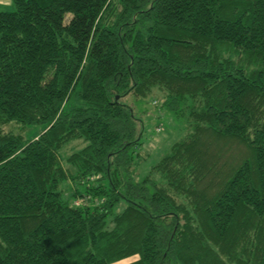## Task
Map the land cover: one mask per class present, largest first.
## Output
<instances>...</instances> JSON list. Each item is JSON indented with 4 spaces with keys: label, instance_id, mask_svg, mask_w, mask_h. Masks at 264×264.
<instances>
[{
    "label": "trees",
    "instance_id": "16d2710c",
    "mask_svg": "<svg viewBox=\"0 0 264 264\" xmlns=\"http://www.w3.org/2000/svg\"><path fill=\"white\" fill-rule=\"evenodd\" d=\"M13 1L0 264H264V0ZM128 96L183 125L147 171Z\"/></svg>",
    "mask_w": 264,
    "mask_h": 264
},
{
    "label": "rangeland",
    "instance_id": "374dc122",
    "mask_svg": "<svg viewBox=\"0 0 264 264\" xmlns=\"http://www.w3.org/2000/svg\"><path fill=\"white\" fill-rule=\"evenodd\" d=\"M15 5L13 0H0V10H14ZM125 100L133 105L139 112V117L142 118L144 123V147L148 150L149 157L141 164V170L147 171L154 163H156L169 149L171 146L179 140L183 133V125L181 122L171 120L170 114L156 107L154 100H159L158 97L154 98L153 103H145L143 101H137L135 97L128 96ZM5 129L8 131L17 132L19 126L16 124L6 125ZM41 131L40 125H35L27 128L24 131L26 137H32ZM74 145V144H73ZM80 145H78L79 147ZM67 149H70L68 147ZM143 153V151L141 152ZM145 154V153H143ZM83 202L79 198V203ZM135 257L127 258L120 261L117 264H124Z\"/></svg>",
    "mask_w": 264,
    "mask_h": 264
},
{
    "label": "water",
    "instance_id": "95a60500",
    "mask_svg": "<svg viewBox=\"0 0 264 264\" xmlns=\"http://www.w3.org/2000/svg\"><path fill=\"white\" fill-rule=\"evenodd\" d=\"M119 96H117V98H118Z\"/></svg>",
    "mask_w": 264,
    "mask_h": 264
}]
</instances>
